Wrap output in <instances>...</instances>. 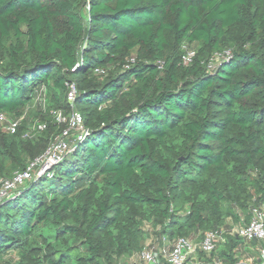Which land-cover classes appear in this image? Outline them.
Instances as JSON below:
<instances>
[{"label": "trees", "instance_id": "1", "mask_svg": "<svg viewBox=\"0 0 264 264\" xmlns=\"http://www.w3.org/2000/svg\"><path fill=\"white\" fill-rule=\"evenodd\" d=\"M68 84L88 134L0 203V264H131L264 205V0H0V114L23 118L0 178L66 129ZM243 244L200 257L237 264Z\"/></svg>", "mask_w": 264, "mask_h": 264}, {"label": "built area", "instance_id": "2", "mask_svg": "<svg viewBox=\"0 0 264 264\" xmlns=\"http://www.w3.org/2000/svg\"><path fill=\"white\" fill-rule=\"evenodd\" d=\"M230 54V52H226L225 57L228 58ZM194 55V52L188 51L185 57V64H189ZM67 87V98L72 109L71 112L68 115H65L63 111L54 112L57 122L66 125V129L55 138L42 156L30 164L26 171L16 172L9 179L0 178V203L33 179L35 175L41 176L62 162L72 148L69 141L71 138L76 139V141H82L87 136L88 130L84 126L83 117L74 108L77 88L75 84H68ZM39 98L40 96L38 100ZM46 102V98H44L41 104L43 110L47 108ZM22 119H13L5 114H0V130L10 135H15L19 130ZM46 129V124L33 125L27 130L24 138L33 139ZM232 230V235L241 238L244 242L248 244L257 243L260 251L261 259L259 263H256L254 259H248L240 260L237 264H264V205L253 209L252 219L249 223L242 222ZM223 234V231L208 232L200 242H194L187 238H179L169 251L161 250L157 252L145 250L141 255V264H225L220 260L215 259L210 262L207 258L200 257L202 253L210 258L213 253L217 252L218 246L225 242Z\"/></svg>", "mask_w": 264, "mask_h": 264}, {"label": "rangeland", "instance_id": "3", "mask_svg": "<svg viewBox=\"0 0 264 264\" xmlns=\"http://www.w3.org/2000/svg\"><path fill=\"white\" fill-rule=\"evenodd\" d=\"M196 46H192L190 47V51L191 52H196ZM225 52H230V48H227V50ZM226 56V54H223L221 56H219L216 60H215V63L213 65V68H216L219 63L222 61V59ZM40 96L39 100H38V97ZM42 97V98H41ZM46 98V93L44 91V89H41L36 98H35V101H34V104L33 105H29L27 106V108L25 109V117L27 116V113L29 114L31 110H36L37 107L41 106V104L43 103V99ZM46 101H47V98H46ZM46 106H47V102H46ZM244 220V219H243ZM242 223V221L240 222V224ZM232 227L230 226V228H222L221 231H223V236L224 238L228 235L234 237L232 235L233 233V230L230 231V234L227 233L226 230H230ZM147 230H151V226L148 225L146 227ZM204 237V236H203ZM200 235L198 233H193V236H191L190 240L194 241V242H200ZM175 243V240L174 241H171L170 239H166V240H160V239H156L155 237H152L151 239H149L147 242H146V247H147V250H153V251H161V250H165V251H169L170 248L174 245ZM249 248H254V250H251L254 254H251L250 256H248L247 253H245L244 249L246 250H250ZM241 250V259L240 260H248V259H254V258H257L258 256V252L256 251V248L255 246H253L252 244H248V243H245L241 246L240 248ZM247 252V251H246ZM131 264H141V260L139 259V256L138 255H134L132 257V260L130 261Z\"/></svg>", "mask_w": 264, "mask_h": 264}, {"label": "crops", "instance_id": "4", "mask_svg": "<svg viewBox=\"0 0 264 264\" xmlns=\"http://www.w3.org/2000/svg\"><path fill=\"white\" fill-rule=\"evenodd\" d=\"M239 225H240V224H239ZM239 225H238V226H239ZM236 227H237V226H236ZM234 228H235V227H234ZM234 228H233V229H234ZM231 230H232V229H230V230H226V231H227L228 234H230V231H231ZM252 245L255 246L256 251L259 253L258 256H257V258H254L255 262H256V263H259L261 258H260V251H259V248H258V244L256 243V244H252ZM249 249H250V250H246V249H244L245 253H247L248 256H250L251 254H254V253H253L254 251H253V252L251 251V250H254V248H249ZM246 251H247V252H246Z\"/></svg>", "mask_w": 264, "mask_h": 264}]
</instances>
